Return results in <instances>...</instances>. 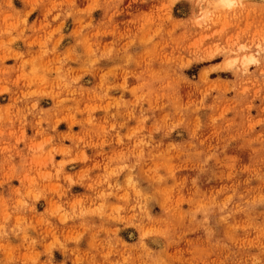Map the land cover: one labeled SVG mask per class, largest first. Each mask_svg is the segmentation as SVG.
<instances>
[{
  "label": "rangeland",
  "instance_id": "1",
  "mask_svg": "<svg viewBox=\"0 0 264 264\" xmlns=\"http://www.w3.org/2000/svg\"><path fill=\"white\" fill-rule=\"evenodd\" d=\"M0 0V264H264V0Z\"/></svg>",
  "mask_w": 264,
  "mask_h": 264
},
{
  "label": "bare ground",
  "instance_id": "2",
  "mask_svg": "<svg viewBox=\"0 0 264 264\" xmlns=\"http://www.w3.org/2000/svg\"><path fill=\"white\" fill-rule=\"evenodd\" d=\"M221 3L224 5V6H231L234 2L233 0H220Z\"/></svg>",
  "mask_w": 264,
  "mask_h": 264
}]
</instances>
